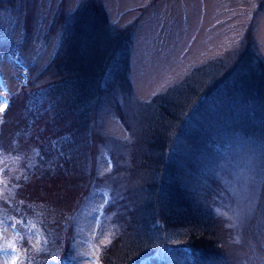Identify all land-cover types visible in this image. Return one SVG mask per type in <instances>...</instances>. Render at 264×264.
<instances>
[{
    "label": "rangeland",
    "instance_id": "374dc122",
    "mask_svg": "<svg viewBox=\"0 0 264 264\" xmlns=\"http://www.w3.org/2000/svg\"><path fill=\"white\" fill-rule=\"evenodd\" d=\"M89 2L101 9L111 31L130 34L126 97L119 106L103 107L99 118L92 121L91 133L87 130L92 154L84 158L79 154L75 160L74 156L63 158L59 169L46 164L32 168L33 160L26 163L21 171L24 201L16 209L12 173L18 162L0 149V264H13L14 259L16 264H101L102 250L120 231L110 221V211L105 212L107 179L112 178L115 164L141 167L133 160L114 158L117 153L128 158L134 155L136 160L144 155L143 150L125 148L141 139L139 124L149 120L150 113L136 115L137 106L150 104L147 111L151 112L153 99L170 88L177 95L171 101L177 103L176 97L183 95L185 103V93L199 89L201 80L197 79L202 77L196 70L211 62L209 67L225 65L222 72L228 73L251 44L264 65L262 0H0V106L11 96L25 103L28 94H35L34 88L26 87L12 95L21 84L30 83V74L38 81L37 74L47 72L63 34L61 18ZM42 82H37L39 87ZM198 96L195 105L200 103ZM14 98L12 114L17 109ZM4 107L0 119L6 113ZM151 122L159 130L165 127L159 121ZM35 146L26 145L32 150ZM109 153L113 156L108 157ZM85 160H92L90 178L82 177L89 168L83 165ZM258 162L249 153L235 154L217 181L210 182L217 192L211 203L217 222L211 229L215 235L229 236L233 244V250L221 248L231 256L222 264H264V198L260 199L264 167L257 171ZM30 191L33 197H51L50 206L60 205V214L37 200L33 205ZM70 201L74 206L64 212ZM9 245L15 246L18 255ZM162 249L163 245L158 252Z\"/></svg>",
    "mask_w": 264,
    "mask_h": 264
},
{
    "label": "trees",
    "instance_id": "16d2710c",
    "mask_svg": "<svg viewBox=\"0 0 264 264\" xmlns=\"http://www.w3.org/2000/svg\"><path fill=\"white\" fill-rule=\"evenodd\" d=\"M97 9L91 2L82 3L71 16L61 18L63 34L55 57L48 62L47 72L36 73L43 81L40 87L30 74V83L21 84L12 95L26 87L34 88L35 94H28L25 103L11 96L0 119V149L18 162L12 173L15 209L24 201L21 171L26 163L33 160L32 168L46 164L59 169L63 158L92 154L87 132L92 121L103 107L119 106L126 97L130 34L111 31ZM233 63L228 73L222 72L225 65L209 67L211 62L196 70L202 82L197 91L185 93V103L183 95L176 97L177 103L171 101L177 95L170 88L153 99L151 112L147 111L150 104L134 110L139 117L150 113L149 120L139 124L141 139L125 148L143 150L144 155L136 160L134 155L129 159L117 153L114 158L133 160L141 167L115 164L112 178L107 179L105 212L110 211V221L120 231L102 250L101 264H222L231 257L221 249L233 250L229 236L215 235L211 229L217 222L211 204L217 192L210 182L217 181L238 153L261 161L255 165L257 171L264 167V65L253 54L252 44ZM196 95H201L198 105ZM12 98L17 105L13 114L9 111ZM40 120L43 123L37 128ZM151 121L165 127L159 130ZM30 143L36 145L33 150L26 147ZM91 164L92 160L83 163L89 167L83 178H90ZM38 197L30 195L33 205L37 200L60 214V205L50 206L51 197ZM73 206L68 202L64 212Z\"/></svg>",
    "mask_w": 264,
    "mask_h": 264
},
{
    "label": "snow or ice",
    "instance_id": "6c2138e0",
    "mask_svg": "<svg viewBox=\"0 0 264 264\" xmlns=\"http://www.w3.org/2000/svg\"><path fill=\"white\" fill-rule=\"evenodd\" d=\"M2 57H3V54H0V58H2ZM7 104H8V101H4L3 102L4 106H7ZM4 106H0V113H3L5 111V107ZM9 247L12 248L14 254L18 255V253H16V249H15L14 245H9ZM53 259H55V257H53ZM13 264H16L15 259L13 260Z\"/></svg>",
    "mask_w": 264,
    "mask_h": 264
}]
</instances>
